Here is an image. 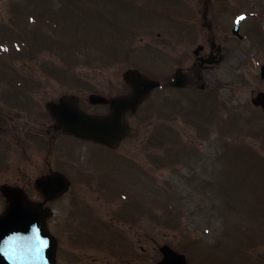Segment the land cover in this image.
<instances>
[{"label": "rangeland", "instance_id": "374dc122", "mask_svg": "<svg viewBox=\"0 0 264 264\" xmlns=\"http://www.w3.org/2000/svg\"><path fill=\"white\" fill-rule=\"evenodd\" d=\"M209 2L219 11L215 26H224L222 57L167 101L172 109L153 90L126 115L138 135L113 150L69 135L54 139L49 162L58 170L65 162L72 186L45 205L92 242L80 264H130L126 257L156 264L162 244L185 253L188 264H264V118L251 102L264 91V0ZM203 9L202 0H0V47L10 46L0 49V75L35 89L36 109L66 93L83 109H103L88 96L123 91L128 69L157 78L179 60L191 67ZM238 14L242 39L230 33ZM17 99L0 92V105L30 106L28 97ZM44 140L46 129L37 127V177L46 171ZM72 159L97 181L83 169L76 174Z\"/></svg>", "mask_w": 264, "mask_h": 264}, {"label": "flooded vegetation", "instance_id": "af4514ba", "mask_svg": "<svg viewBox=\"0 0 264 264\" xmlns=\"http://www.w3.org/2000/svg\"><path fill=\"white\" fill-rule=\"evenodd\" d=\"M204 3L205 13H203L198 20L200 28L203 29V35L201 38L200 32L195 33L200 34L199 38L201 41H196L195 45H193V52L195 54L194 57L196 60L192 63L191 67L186 68L185 70L181 68V63L179 60V66L174 68L173 71H171L169 74H166V72L160 73L158 79H156L159 82V94L157 99L159 105H161L163 108L165 107L166 109H172L168 106L166 107L167 101L171 100L177 91L183 88L190 89L185 87L192 86L197 79L196 77L199 76L198 71H201L208 65L205 63L201 64L202 61L207 60L216 62L222 57L219 53L220 48H218V37H221V28H224V26L222 27V24L219 22L217 28L212 17V13L214 12H216V17H219V11L217 10L218 8L216 7L214 10L209 0H207V2L204 0ZM206 10L208 13L207 16ZM230 33L231 36L233 35L240 38V35L233 31L232 26L230 27ZM189 34L191 35L192 33L188 32L187 35ZM196 48H198V51H195ZM175 63L177 62L175 61ZM190 70H192V72ZM14 82H16V80L10 75H0V92H2L6 98H12L17 95L18 105L21 104L19 97H28L30 106L28 108L22 107V109H20L16 106L0 105V189L4 185H10L21 188L24 193L27 194L28 190L35 188L34 182L35 178L37 177V127L42 126L46 129V140H44L45 155L43 159V168L40 170L43 171L46 169V171L40 174V177L52 172V165L49 162V157L52 152L51 145L53 144V140L56 136H63L65 133L61 129L55 128L54 119L47 109H36V106L33 103L35 102V96L33 97L35 94V89L28 91L25 87L26 82L24 80V83L21 88L19 87V90L18 88H15L16 85ZM130 91L131 87L125 83L123 91L120 90L119 92L107 97L111 98L120 94L126 95ZM152 91L153 90H151V92ZM144 101L140 103L137 109L141 107ZM108 109H110V105L106 103L103 105V109L84 110H89L90 112L103 110L106 112ZM70 163L74 172L79 174L80 170L82 169L80 162L73 159L70 161ZM5 207L6 202L0 208V212H2ZM65 218L67 217H63L61 219L46 218L45 220L47 230L52 235H54L56 239V263L80 264L81 255L83 253L82 248L91 247L93 244L92 242L84 241L81 235H77V231L72 225V221H69ZM113 248L105 249L113 250ZM76 254L79 258H77ZM133 261L134 259L130 257H126L125 259V262L136 264L133 263ZM91 262L92 264H95L97 263V260L92 259ZM143 263L148 264L145 257L140 258V264Z\"/></svg>", "mask_w": 264, "mask_h": 264}, {"label": "water", "instance_id": "95a60500", "mask_svg": "<svg viewBox=\"0 0 264 264\" xmlns=\"http://www.w3.org/2000/svg\"><path fill=\"white\" fill-rule=\"evenodd\" d=\"M261 76L264 77V66L261 68ZM127 82L133 85L134 81L138 85L134 87V91L129 96H122L108 100L111 105V111L106 115L87 114L78 108L77 100L74 96L64 95L60 97L59 102L47 103V108L57 117L59 126H63L64 130L72 132L80 137L93 139L102 142L109 147H116L120 139L126 135L134 136L136 133L126 124L123 119L124 112L128 108L134 111L140 100L148 93V91L157 85L142 76L137 70H127L124 73ZM89 100L93 103L106 102L107 100L101 96L90 95ZM252 102L261 105L264 113V93H258ZM69 182L62 174H53L37 180V186L45 200L60 196L68 188ZM5 195L8 197V207L6 211L0 215V264H14L10 262V255L7 250H15L16 246H9L17 231L24 229L26 219H33L39 229L36 234H40L39 240H50L51 246L46 251L47 264H55V240L49 235L44 227V218L50 211L42 209L41 204L29 203L23 193L14 188H4ZM20 229V230H19ZM21 232V231H20ZM10 237V238H9ZM35 240V242H39ZM45 248L38 247L33 252L34 257L43 258ZM163 258L158 264H187L184 254L174 251L169 245L165 244L160 247ZM36 260L37 263L41 261ZM35 263V262H34Z\"/></svg>", "mask_w": 264, "mask_h": 264}, {"label": "clouds", "instance_id": "9594fccd", "mask_svg": "<svg viewBox=\"0 0 264 264\" xmlns=\"http://www.w3.org/2000/svg\"><path fill=\"white\" fill-rule=\"evenodd\" d=\"M33 226L37 227L36 222H33V224L29 226L30 231L32 230ZM50 246H51V242L50 240H48V245L47 248L45 249V254H44V264H47L46 251L50 248Z\"/></svg>", "mask_w": 264, "mask_h": 264}]
</instances>
